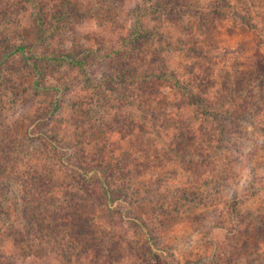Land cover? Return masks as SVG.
I'll use <instances>...</instances> for the list:
<instances>
[{"label":"rangeland","instance_id":"374dc122","mask_svg":"<svg viewBox=\"0 0 264 264\" xmlns=\"http://www.w3.org/2000/svg\"><path fill=\"white\" fill-rule=\"evenodd\" d=\"M61 2L0 0V58L17 46L39 58L37 74L19 52L0 63V143L10 142L22 151L1 167L23 168L25 158L21 157L27 152L33 158L30 165L39 170L38 162L54 174L57 194L62 179L72 180L66 176L72 165L103 171L110 204L101 195L98 177L91 174L85 180L91 194L79 203V209L83 218L89 219L97 243L112 249L108 257L101 253L96 260L89 251L81 264H264V0H156L162 4L160 10L165 8L155 18L145 16L142 24L144 30L164 35L165 40L152 38L140 43H127L125 36L130 32V9L142 0H124L120 8L114 7L117 0H66L64 6ZM167 6L174 15L167 18L169 22L187 11L195 16L179 25L166 24L163 16ZM200 12H213L216 18L205 24L203 19L209 21L212 15L201 16ZM191 24L194 32L187 37L185 25ZM40 26L43 31L34 42ZM166 37L171 47L165 44ZM124 46H129L125 61L120 55L115 56L120 59H112V50ZM189 46L197 50L189 52ZM227 48L231 50L223 52ZM204 49L212 50L206 55L208 69L204 72L210 83L230 84L231 91L244 84L256 86L252 96L243 94L241 99L240 93L235 96L230 91L224 96L226 100L235 96L236 101H226L222 109L229 114L228 119H221L224 139L219 140L216 125L207 121L215 129L210 148L196 138L195 132L204 121L200 111L186 102L175 108L178 92L162 85L159 95L143 103L129 99V89L113 80L115 73L128 67L139 66L141 73L150 71L151 58L160 52L168 72L176 74L177 69L188 78V71H182L184 63L181 67L179 63L187 60L191 65L197 60L192 54ZM57 53L69 54L82 66L48 59ZM253 70L258 72L254 81ZM235 71L243 73L242 81L250 82L237 81ZM156 80L157 87L161 83ZM34 82L41 90H36ZM215 96L210 93V100ZM158 111L163 113L158 115ZM152 115L158 119L155 124L150 121ZM182 116L192 124L187 139L180 143L182 150L160 154L164 153L163 145L171 149L180 142L171 140L175 135L170 128L184 129ZM132 119L144 127H129ZM151 124L167 128L163 138H169L168 142L153 141ZM47 136L55 139L59 148L53 149ZM123 151L139 156L129 162L133 168L142 164L135 173L128 163L124 176L112 167V158L120 157ZM70 152L73 158L60 159L62 153ZM119 189L126 190V203H112V198L124 194ZM17 218L11 214L18 226L22 222ZM135 220L149 231L153 248ZM3 231L1 228L0 250L15 252L22 257V264H66L57 258L52 236L44 243L36 241L40 244L34 255L26 256L22 250L25 245L15 242L16 249ZM70 264H78L75 257Z\"/></svg>","mask_w":264,"mask_h":264},{"label":"trees","instance_id":"16d2710c","mask_svg":"<svg viewBox=\"0 0 264 264\" xmlns=\"http://www.w3.org/2000/svg\"><path fill=\"white\" fill-rule=\"evenodd\" d=\"M61 4L64 6L66 5V0H61ZM124 0H117V4L114 5L115 8H120L124 3ZM65 2V4H64ZM161 3L159 4L156 2V0H142L141 5H136L133 8H131V26H130V32L125 37H127V43H140L143 40H151L152 38H157L160 42V38L164 39V35L158 34L157 32H152L151 30H147L143 28L142 20L145 16H153L155 18L156 13L163 11L165 7H161V10L159 9ZM169 7L167 6L166 10L167 13L163 17H166V24L170 23L172 25H179L180 22H183L185 18L188 19V21L195 16V14H192L191 12H185L183 15H179L177 17V21L175 22H169L167 18H171L174 16L173 14L169 13ZM154 13H153V12ZM164 11V12H165ZM203 11V10H202ZM201 11V12H202ZM199 13L201 16L208 13ZM198 15V14H197ZM212 15L211 19L208 21V18H204L203 22L212 24L213 18H216V14H213V12L208 14V16ZM172 16V17H171ZM37 17H40L37 15ZM161 19V16L159 17ZM199 17H194V19H198ZM176 19V18H175ZM163 21V20H162ZM161 21V22H162ZM164 25L163 23L161 24ZM187 30L186 36L190 37L192 36V31L194 32L192 28V24L187 26L185 25ZM42 26H40V30H36L37 33L34 38V42H36L39 39L40 33L43 31L41 29ZM212 29V28H210ZM214 29V27H213ZM206 30V28H205ZM204 31V30H203ZM40 32V33H39ZM183 33V32H182ZM169 38L166 37V45L168 47H171V44L169 43ZM180 41V40H178ZM125 42V41H124ZM183 44L182 42H180ZM178 44V43H175ZM129 47V46H127ZM127 47H122L121 50H112V59L116 58L117 55H120V57H123L125 61V54L128 51ZM188 51L190 52L192 50V53L197 50V48L193 46H189ZM203 49V48H202ZM230 49L227 48V50H224L223 52H228ZM241 49L232 50L234 53L235 51H240ZM203 53H194L192 56L196 58V62L189 64L187 60H184V62L179 63V67L183 64L182 71H188V78L184 75H181L177 72L174 73V70L171 72H168V65L167 62L164 61L161 58V52L157 53V56L154 58L152 57L149 67L150 71L140 72L139 66L135 68H129L128 69H120L119 74H114V82H117L119 84H122L123 87L129 89V99L133 98L136 101H140L143 103H147L150 101V99L153 96L159 95L158 88L162 85H168L172 90L175 92H178L177 100L178 103L174 104L175 108H181L180 105L183 102H186L187 104H190L196 111H200L201 116L203 117L204 121L201 122L200 126L198 127V131L195 133L196 138L199 139V141L202 144H208L207 146L210 148V141L212 138V132L215 131L212 127L210 128L208 126L207 121H211L216 125V132L215 135H218L219 140H222L225 138V135L223 134L225 132V128L223 123L221 122L222 118H227L229 114L222 111L224 108V105L230 102H235L236 97L238 94L240 95V98L242 99V95L245 96H252L251 91L256 88L254 85H246V87L243 88L241 86L234 87L232 91L229 88L230 84H225L224 86L221 85V82H218L219 84L215 86V84L210 83L209 77H206L204 75V72L208 69V62L206 60V55L209 54L212 50H205ZM19 52L20 56L23 58L24 62L28 63L32 68L34 69V74H37V69L35 68V63L38 61L39 58L36 56H33L32 54H29L28 52H25V48L22 46H17L15 49L11 50L10 52L5 54V57L0 58V63L3 62V60L6 57H9L12 54H15ZM232 52V53H233ZM69 54H58L56 56H50L48 59L51 61H56L60 63H64L67 65L72 66H82L81 62L75 61L74 58H70L67 56ZM205 55V56H204ZM116 56V57H115ZM202 56H204L202 58ZM120 57L116 58L117 60L120 59ZM187 61V62H186ZM206 63V64H205ZM127 67V66H126ZM142 68L145 67V65H141ZM251 75H253L252 81H254V78L257 76V71H251ZM234 77H236L237 81H242V75L241 72L235 71ZM147 78V82H144ZM160 81L161 84L159 86L154 85V80ZM245 83H249L250 79H244ZM242 81V82H243ZM145 83V84H144ZM213 86L215 88H213ZM34 87L36 90H41L37 88V83L34 82ZM124 88H122L124 90ZM45 91H49L50 89L46 88ZM228 91L232 92L231 94L236 93L235 96L232 97V100H226L224 96L230 95ZM215 94V98L210 100L209 95ZM120 98L119 96H117ZM139 103V102H138ZM140 106V104H139ZM186 107V106H183ZM147 110V108H144ZM179 112H181V109H178ZM145 111V110H143ZM141 113V112H140ZM146 113V112H144ZM159 112L158 111V115ZM182 113V112H181ZM199 114L198 112H196ZM143 114V113H142ZM165 114V113H164ZM147 115V114H144ZM166 117L168 116L165 114ZM173 116H169L171 118ZM183 121L185 124V128L181 131H178L177 126H171V132L175 135V137L171 138V140L178 139L180 142H175L174 147L171 149L167 147L166 145H163V151L166 153H173L176 151H181L182 146L180 147V143L184 142L189 135L188 133L190 131V126L192 124L190 123V119L186 120L185 116ZM154 115L150 117V121H152V124L156 123L158 119H153ZM174 118V117H173ZM137 119V118H135ZM140 121V119H138ZM117 125L119 121L116 122ZM151 124V127L153 128V136L154 140L156 139L158 141H164L165 143L168 142L169 138H163V134L167 131L164 126L165 123L159 126H153ZM133 129H138L144 127V125H140L137 122H135L133 119L131 120V126ZM162 131V133H161ZM165 131V132H164ZM141 134V129H140ZM139 134V137H140ZM48 137V143L51 145L53 149L59 148L58 143L55 139H53L51 136ZM141 138V137H140ZM143 145V144H142ZM146 145V144H145ZM162 145V144H161ZM180 147V149H179ZM206 149V148H204ZM22 152V151H21ZM16 148L14 149L13 145L10 144V142L2 141L0 143V229L2 228L4 231H6L7 239L11 241L15 248H19V244H24L22 250L26 251L27 255H34V249L36 246H38L40 243L36 241L45 242L46 238L52 236V240L54 243L57 244L58 252H57V258L61 259L62 262L66 264L71 263L72 257L76 258V263L81 264L80 261L84 255H86L89 251L93 255V259H99L101 257V253L105 255L104 257H108V253H111V247L109 249H105L102 243L98 244L97 239L94 235V230L90 228L91 223L89 222V219L87 221L83 218L81 211L79 209V203L85 202L87 197L90 196L89 190L85 186V180L88 178L91 174H95L98 177V182L100 184L101 188V195L106 200L107 204H110V194H109V186L106 184V180L101 176L102 172L99 167L92 166L89 170H83L81 166L76 167L72 165V168L74 169H68L69 173L68 179H72L71 181H63L61 180L60 184V192L56 193V188L59 186L54 184L53 173H48L46 169H43L40 163L37 162L39 166V170L35 168L34 165H30V162H32L33 158H31L30 155L26 154L27 152L23 153V156L21 158H25V164L24 162L21 163V167L24 165L23 168L17 169L15 168H2V164H7V161L11 159L12 157L16 159L17 154L21 153ZM160 152V151H159ZM134 155H131L130 153H127V151H123L120 157H114L112 158V167L115 166L120 169L121 174L124 176L122 171H128L126 168H124L125 163H128L129 167L133 168L132 165H130L129 162H131V159H139V156L136 155V152H134ZM2 155V156H1ZM61 154L60 159H64V157H72L73 154L70 152V154ZM156 157H158V154H155ZM161 158V157H160ZM67 159V158H66ZM70 159V158H69ZM67 159V160H69ZM66 160V162H68ZM47 161H49L47 159ZM58 161V160H57ZM141 161H139L140 163ZM59 163V162H58ZM64 163V162H63ZM62 162L60 163V165ZM57 166V164L55 163ZM140 164H136V168H133V172L135 173L138 171V167H141ZM121 166V167H119ZM58 167V166H57ZM129 169V168H128ZM46 172V174L44 172ZM16 176V178H14ZM18 179V183L16 180ZM16 186L17 191L13 190ZM113 190V187H112ZM116 190V189H115ZM121 193L115 196V198H112V203H114L116 200H120L123 203H126V190L119 189ZM119 193V192H118ZM23 194V195H20ZM18 196H21L22 199L18 198ZM113 197V196H112ZM115 199V200H114ZM11 214L16 215L18 218L17 222H22L21 225L18 224V226L15 224V221L11 219ZM5 218V220H3ZM135 218H133L134 220ZM135 223L139 226L141 233L145 237V240L150 245L151 248H153V245H151V238L149 237V231L147 228L143 225L142 222L135 220ZM3 231V233H4ZM3 235V234H2ZM42 238L38 240V238ZM3 238L1 236L0 242L2 243ZM15 242L18 244L16 245ZM107 247V246H106ZM105 249V252H102V250ZM155 250V249H154ZM21 251V250H20ZM22 252V251H21ZM23 255V254H22ZM20 256H18L15 252H9V251H2L0 250V264H22V257L20 260H18Z\"/></svg>","mask_w":264,"mask_h":264}]
</instances>
